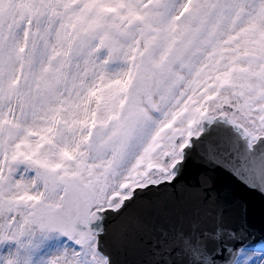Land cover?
<instances>
[{
	"label": "snow or ice",
	"instance_id": "6c2138e0",
	"mask_svg": "<svg viewBox=\"0 0 264 264\" xmlns=\"http://www.w3.org/2000/svg\"><path fill=\"white\" fill-rule=\"evenodd\" d=\"M217 120L264 183V0H0V264H115L110 222L175 195ZM149 246L154 264H264L223 219Z\"/></svg>",
	"mask_w": 264,
	"mask_h": 264
},
{
	"label": "water",
	"instance_id": "95a60500",
	"mask_svg": "<svg viewBox=\"0 0 264 264\" xmlns=\"http://www.w3.org/2000/svg\"><path fill=\"white\" fill-rule=\"evenodd\" d=\"M203 128L200 138H192L178 166L176 184L180 186L176 194L166 190L153 195L128 221L110 222L106 243L115 264H154L150 241L155 242L163 233L170 236L193 227L211 229L220 219L232 227H242L249 241L264 243V183L258 171L239 167V154L225 139V130L240 144L243 138L223 121L204 122ZM213 139L219 147L210 151ZM202 177L207 179L204 186Z\"/></svg>",
	"mask_w": 264,
	"mask_h": 264
}]
</instances>
